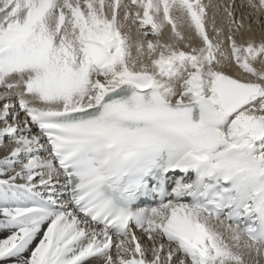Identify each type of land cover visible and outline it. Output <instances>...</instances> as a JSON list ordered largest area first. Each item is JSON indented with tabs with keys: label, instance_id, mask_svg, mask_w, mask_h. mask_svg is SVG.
I'll use <instances>...</instances> for the list:
<instances>
[{
	"label": "snow or ice",
	"instance_id": "obj_1",
	"mask_svg": "<svg viewBox=\"0 0 264 264\" xmlns=\"http://www.w3.org/2000/svg\"><path fill=\"white\" fill-rule=\"evenodd\" d=\"M261 17L0 0V264H264Z\"/></svg>",
	"mask_w": 264,
	"mask_h": 264
},
{
	"label": "bare ground",
	"instance_id": "obj_2",
	"mask_svg": "<svg viewBox=\"0 0 264 264\" xmlns=\"http://www.w3.org/2000/svg\"><path fill=\"white\" fill-rule=\"evenodd\" d=\"M204 2L208 3L209 0H204ZM212 11H215V10L213 9ZM247 11H250V10H248V9H238V12H244L245 14H246ZM244 22H245L246 28H247V26L249 24H251L252 31L251 32L245 31L242 37H240V36L237 37L238 40H247L249 38H253L254 37L257 41H259L261 38L264 37V17L259 18V21L246 19ZM223 23H224V21L222 20V14L217 15V25L220 26ZM168 32H169V30L166 29L165 30V37H164L165 39H167V37H168ZM196 43H198V40L196 41ZM230 71H231L232 74H237V69L235 67H233ZM2 91L3 90L0 89V92H2ZM12 102L16 103V100L13 99ZM21 115H23V114H21ZM33 130L35 131V127L34 126H33ZM7 143L10 144L8 141H7ZM7 153H8V149L5 148V147L0 146V159H2ZM17 170H19V169H17ZM0 178H2V177H0ZM21 182H23V181H21ZM3 235L4 234H0V237H2ZM139 236H140L142 242L145 245H147L148 241L145 238V236L143 234H140ZM89 264H94V261H90Z\"/></svg>",
	"mask_w": 264,
	"mask_h": 264
},
{
	"label": "rangeland",
	"instance_id": "obj_3",
	"mask_svg": "<svg viewBox=\"0 0 264 264\" xmlns=\"http://www.w3.org/2000/svg\"><path fill=\"white\" fill-rule=\"evenodd\" d=\"M261 39H264V37L261 38ZM261 39H260V40H261ZM260 40H259V41H260ZM7 141L10 143V141H9L7 138H5V143H6V144H8ZM9 145H10V144H9Z\"/></svg>",
	"mask_w": 264,
	"mask_h": 264
}]
</instances>
